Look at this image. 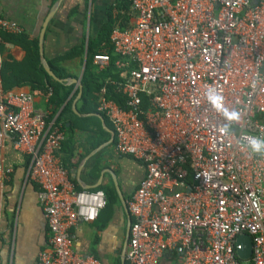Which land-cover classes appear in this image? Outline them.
<instances>
[{
    "label": "built area",
    "instance_id": "obj_1",
    "mask_svg": "<svg viewBox=\"0 0 264 264\" xmlns=\"http://www.w3.org/2000/svg\"><path fill=\"white\" fill-rule=\"evenodd\" d=\"M131 5L134 24L111 34L123 78L105 81L97 106L113 124L115 152L146 169L127 201L126 264H264V155L240 139L264 137V0ZM0 29L23 30L1 15ZM94 62L105 68L111 56L97 53ZM111 84L122 104L107 95ZM64 130L32 92L0 96V147L11 137L41 187L49 239L38 264H102L75 250L72 228L95 220L107 196L67 178L56 156ZM11 172L0 162V182ZM243 233L253 242L248 259L238 255Z\"/></svg>",
    "mask_w": 264,
    "mask_h": 264
},
{
    "label": "crops",
    "instance_id": "obj_2",
    "mask_svg": "<svg viewBox=\"0 0 264 264\" xmlns=\"http://www.w3.org/2000/svg\"><path fill=\"white\" fill-rule=\"evenodd\" d=\"M0 15L23 28L15 33L0 29V96L9 90L32 92L37 109H49L57 122L65 124L66 135L56 156L68 171L67 178L78 189H102L107 196V205L95 220L72 228L75 250L94 254L102 264H123L133 220L127 201L146 169L134 157L115 152L113 124L97 108L100 90L89 87L85 79L93 73L103 84L107 79L122 80L124 70L117 66L120 55L111 34L116 27L134 24L132 5L126 20L117 0H0ZM35 39L39 64L44 67L42 52L59 79L44 67L48 75L64 83L57 96L53 86L40 83L46 78L35 73ZM92 52L117 58L101 69L89 62ZM50 88L53 92L47 97ZM107 95L123 103L114 84ZM0 162L12 168L10 177L0 182V264H38L49 239L38 197L41 187L28 177L29 156L14 147L11 137L0 147Z\"/></svg>",
    "mask_w": 264,
    "mask_h": 264
},
{
    "label": "trees",
    "instance_id": "obj_3",
    "mask_svg": "<svg viewBox=\"0 0 264 264\" xmlns=\"http://www.w3.org/2000/svg\"><path fill=\"white\" fill-rule=\"evenodd\" d=\"M130 6H131V0H117V7H118V10L120 12V15L126 20L128 18L129 12H130ZM35 44H36V48H35V51H33V55H34L33 58L35 59L34 61L36 63L35 73L36 74H40L41 73L43 75V77L46 78V80H44V82L42 80H40V83L42 84V86H45L46 88H48L49 86L50 87L53 86L54 94L57 96L59 92H57L56 90H59L60 88H62L64 86V83L63 82L53 81L52 78L48 75V73L44 69V67L41 64H39L40 59H39V51H38L37 39H35ZM96 54L94 52H92L90 54L89 62H91V63L94 62V56ZM110 56L112 58V63H114V61L116 60L117 57L114 56V55H110ZM100 81L101 80L98 78V75L97 74L95 75L93 73L91 74V77L88 76V78L85 79V82H86L87 85H89V87L94 85V87L98 91L101 89V86L103 85V83H101ZM35 84H37L36 81L34 82V85ZM3 88L8 89L6 86H3ZM53 99H52V101H53ZM54 112H56V111L54 110Z\"/></svg>",
    "mask_w": 264,
    "mask_h": 264
},
{
    "label": "water",
    "instance_id": "obj_4",
    "mask_svg": "<svg viewBox=\"0 0 264 264\" xmlns=\"http://www.w3.org/2000/svg\"><path fill=\"white\" fill-rule=\"evenodd\" d=\"M42 38H43V33H42L41 39H40V47L41 48H42ZM41 56H42L43 65H44L45 69L48 71V73L53 75L55 78L59 79L54 74V72L51 70V68L49 67L46 58L44 57V55H42V52H41ZM238 242L241 244V248L238 249L239 257L242 259H248L252 255V252H253L252 237L248 233H243V234L239 235ZM123 264H126L125 256H124Z\"/></svg>",
    "mask_w": 264,
    "mask_h": 264
},
{
    "label": "clouds",
    "instance_id": "obj_5",
    "mask_svg": "<svg viewBox=\"0 0 264 264\" xmlns=\"http://www.w3.org/2000/svg\"><path fill=\"white\" fill-rule=\"evenodd\" d=\"M212 92L215 95H218L214 88H210L208 92ZM244 144L246 145L247 149L253 153L258 155H264V137L252 136V135H245L240 138Z\"/></svg>",
    "mask_w": 264,
    "mask_h": 264
}]
</instances>
